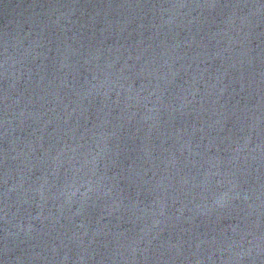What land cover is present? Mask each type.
Returning <instances> with one entry per match:
<instances>
[{
  "label": "water",
  "instance_id": "obj_1",
  "mask_svg": "<svg viewBox=\"0 0 264 264\" xmlns=\"http://www.w3.org/2000/svg\"><path fill=\"white\" fill-rule=\"evenodd\" d=\"M0 264H264V0H0Z\"/></svg>",
  "mask_w": 264,
  "mask_h": 264
}]
</instances>
